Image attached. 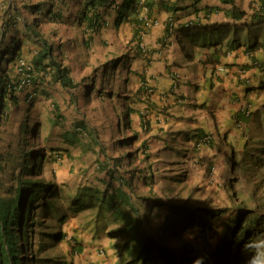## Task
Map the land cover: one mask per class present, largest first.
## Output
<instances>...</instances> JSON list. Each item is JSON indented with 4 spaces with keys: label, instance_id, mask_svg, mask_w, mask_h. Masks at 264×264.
<instances>
[{
    "label": "rangeland",
    "instance_id": "374dc122",
    "mask_svg": "<svg viewBox=\"0 0 264 264\" xmlns=\"http://www.w3.org/2000/svg\"><path fill=\"white\" fill-rule=\"evenodd\" d=\"M5 1L0 0V14L5 7ZM64 1V4L55 8L59 13L61 12L63 19L47 21L46 17H42L37 28L42 37L53 44V54L57 56V60L69 64L76 79L81 76L83 78L77 87L71 89V93L59 85L49 84L45 86V100L37 96L34 105L21 101L19 107L9 114L4 125L0 126V150L10 149L11 153H16L20 158L22 153H25L32 170L30 175L23 174L22 178L50 181L58 186L61 185V195L79 190L87 181L97 180L93 184L99 189L104 188L107 181L113 186L115 182L108 176V170L113 168V172L118 175L125 174L127 177L131 172H137V176L143 178L136 183L134 189L135 196L138 197L139 194L141 197L150 198V201L142 205L141 212H151L147 205L157 203L153 201L155 199L167 205L188 204L197 209L204 207L206 211L200 213L204 216H208V210L213 208L225 209L222 217L216 221L219 229L211 238L212 244L207 245L209 250L220 235L225 220H230L232 214L240 208L242 211L238 218V224L241 222L240 231L233 239L241 237L244 241L241 234L248 224V218L242 216L250 212V217L258 221L264 220V110L257 112L261 134L256 137L253 134L246 136L245 140L249 147L244 150L245 155L238 158L242 139L234 133V117L224 106L233 110L235 98H240L238 100L240 101L242 97L237 91H231L223 85L224 71H222L216 74V77L220 76L215 82L217 96L213 101L206 103L204 96L209 90H206L208 87L200 88L202 86L200 83L204 84V76L212 77V75L207 65L202 64L198 59L204 53L199 45L193 43L186 45L188 48L193 46L195 55L193 61H187L189 58L184 54L185 50L180 53L179 48L182 43H187L188 35H182L178 41L175 40L173 53L168 58L170 74L175 76V81L179 82L180 86L177 85L172 91L167 87L157 92L151 85L150 76L146 71V81L149 85L147 88L143 85L138 89L142 79L139 78V73L143 72V69L148 70L154 60L152 57H141L136 52L137 43L142 40L149 50H155L162 46L158 43L161 36L157 37L154 28H151V33L148 27L135 28L131 22H124L119 28L113 24L105 25L94 34V41L92 40L88 47H81L75 43L71 48L70 39L78 41L86 33L82 31L81 21L77 22L74 19L80 7L78 3L76 4L77 0ZM191 2L192 0H176V5L184 8L175 12L163 8L155 9L147 17L154 16L164 21L171 17L175 23L173 35L176 37L178 23L197 16L194 14L197 11H194L193 7L186 8ZM261 2L263 0H229L228 2L200 0L196 6L219 3L222 8L235 6L242 10L244 12L242 18L236 20L237 23L233 24L228 34L230 39L235 33V37L243 42L245 31H241L242 23L251 22V15L255 14V11H262ZM18 4H21V1ZM198 17L203 19L201 11ZM32 18V16L28 17L29 20ZM214 19H223V12H214L212 16L210 15L209 20ZM234 28L236 32L232 31ZM246 28L251 35L257 34L260 42L263 40L264 31L260 30V27L251 25ZM140 30L142 31L139 32ZM225 31L227 32L226 28ZM19 38L24 48L29 46L32 49L36 48L35 41L28 40L22 34ZM223 44L225 47L226 44ZM241 50L242 47L234 50L231 59L237 58L238 65L242 64L244 67L246 60ZM258 51V54H261V49ZM124 55L130 56L128 63H123L124 59L120 60ZM255 56L260 58V55ZM114 57H119V60L112 68L108 61ZM193 66L195 75L193 73L189 77L187 74L191 73L186 71ZM235 70L236 67L229 69L232 73ZM153 73L156 75V72ZM188 79L191 81H187ZM189 85H196L198 89L193 88L189 91ZM149 87L152 90H149ZM259 98H264V92H259ZM52 99L57 100L65 116H62L65 118L63 126L51 121L54 117L50 102ZM25 120L28 122L22 127ZM144 121L146 127L143 126ZM74 123L82 124L87 135L79 134L80 131L77 129L79 132H75L76 135L72 134L75 135L73 142L62 140L60 136L65 130L68 132L76 130L72 127ZM196 128L206 133L204 138L207 142L199 147L194 146V140L198 137L195 135ZM217 131H226L229 134L228 139L235 149L232 155L229 145L222 141L221 135H216ZM89 133L92 137L88 135ZM261 140L263 142H260ZM123 143H126L127 147H122ZM168 143H171V148L166 151L164 146ZM57 150H61L63 160L54 157ZM125 150L131 153V160L123 158ZM38 153L45 155L41 173H38L37 161L31 160ZM244 161L248 164L244 167L251 169H243ZM13 163L14 160L11 164ZM11 164L8 169L12 168ZM114 164L117 165L114 167ZM81 168L88 169V179L84 178L85 171H81ZM125 171L128 172L124 173ZM99 179H104L105 182ZM127 179L135 182L134 177ZM142 200L143 198L139 197L136 202ZM54 201L59 212L66 214L62 223L56 220L62 213L56 219L49 216L54 210L48 213L50 211L43 207L44 197L29 206L27 210L25 229L26 234L33 237L36 255L41 253V256L54 258L55 261L50 264H111L114 255H120L118 257L120 260L128 259L124 264H131L130 255L125 254L121 259L122 252L118 248H110L105 235L101 237L102 242L96 243L105 249L101 260L98 259L100 256L94 253L91 243L95 237L89 235L88 230L91 229L88 221L94 218L96 205L90 209L76 211L73 206L66 204L64 198L60 201L54 198ZM154 208L156 212L162 211L161 206L155 205ZM38 220H44L45 225L39 226ZM143 221L145 224L148 223L149 227L147 225L146 227L150 231L155 228L152 214L144 215ZM108 226L111 228L114 225L109 223ZM258 228L260 231L257 228L252 229L253 233L249 234L248 241L264 239V223ZM185 229L186 232L189 231L187 236L191 239L198 232L196 225L185 226ZM33 231L34 234H29ZM56 231L66 233L61 241L41 235V232ZM74 236L77 240H81L80 250L77 251L78 253L70 254V240ZM27 238L26 244L32 246ZM41 240H46L48 247L39 252L37 246ZM121 240L122 238L113 239L116 244ZM232 249L229 254V264H241L233 261L239 251L244 258L249 255L244 252L242 246L237 249L238 251L236 250L237 254L235 247Z\"/></svg>",
    "mask_w": 264,
    "mask_h": 264
},
{
    "label": "trees",
    "instance_id": "16d2710c",
    "mask_svg": "<svg viewBox=\"0 0 264 264\" xmlns=\"http://www.w3.org/2000/svg\"><path fill=\"white\" fill-rule=\"evenodd\" d=\"M19 1H21V4H18ZM64 3V0L5 1V7L2 14H0V126L4 125L9 114L13 109L19 107L21 101L28 104L33 103L34 105L37 96L45 100V86L56 84L71 93V89L77 87L81 82L83 76L76 79L73 76L71 66L57 60V56L53 54V44L48 43L37 28L39 22L42 21V17H46L47 21L63 19L60 15L61 12L59 13L55 8ZM77 3L80 7L74 19L77 22L81 21L82 31L86 35L81 36L78 41L70 39L71 48L75 43H78L81 47L91 45L94 34L105 23V13L108 7H115V26L120 27L124 22H131L135 28L141 26V18L138 14L142 7L146 9L149 15L155 9L163 8L175 12L179 8H184L176 6V0L172 4H168L163 0H77ZM261 3L262 11H255V14L251 15V22L242 23L245 25L244 27L250 25L261 26V30L264 31V0ZM204 8L208 11L219 10L218 6L204 5ZM227 13L234 18H240L244 12L231 10ZM29 16L33 18L29 20ZM233 24L235 22L229 24L225 21H202L199 18H193L186 23H178L175 35L177 39H180L182 35L188 34L186 44L195 43L201 48L208 49L203 61L214 65L220 62L221 56L241 43L239 38H232L231 36L225 42L226 48H216L218 45L222 46V42H218L217 38L221 39L223 37L218 35L214 39L208 33L222 28L221 36L227 38L225 28L227 29L228 25L233 27ZM244 30L247 36L245 37L246 41L242 43L246 45L247 49H256L258 45L264 44V40L263 42L258 41L257 34L248 35L250 34L249 30L247 28H244ZM165 32L169 33L170 30ZM20 34L28 40L35 41L37 43L36 48L32 49L30 46L24 48L23 42L19 38ZM184 52L189 60L194 58L192 51L188 48ZM112 67H115V65ZM70 97H72L71 94ZM50 102L54 110V117L51 118V121L56 125L63 126L62 123L65 120L63 117L65 116L57 104V100L52 99ZM27 122L28 120H25L22 127ZM72 127L76 130H70V132L65 130L62 134L66 140L73 142L75 132L79 131V134L87 135L82 124L76 125L74 123ZM197 134L203 135V132L200 130ZM88 135L92 137V134L89 133ZM122 145L125 146V143ZM13 153L10 149L9 151L0 150V264H50L51 259L48 256H41V253L36 255L33 247L35 246L33 237L28 238L32 246L26 244L25 241L28 235L24 227L29 206L41 197H44L43 207L50 211L48 213H51L52 210L55 211L54 214H49V216L56 217L58 209L54 205V198L61 196V188L50 181L23 179L22 175H30L32 168L28 164V159L25 158V153H22L21 158ZM37 155L31 160L37 161L36 165L39 171L44 156L40 153ZM122 156L131 160V153L128 151ZM13 160L15 163L11 164ZM9 164L13 165L11 169H8ZM116 165L114 164V167ZM247 165L243 162V167ZM243 169L250 168L244 167ZM108 171L113 172V168ZM109 172L108 176L115 182L113 187L110 182H107L110 189L100 190L98 187L88 186L79 192H70L64 197L66 204L73 206L76 211L85 208L90 209L93 205H96L92 236L96 238L101 233H111L114 238H122L120 243L115 244V247L121 245L118 248L122 252L121 259L125 254H128L131 258V264H194V261L198 259L201 260V264H228L227 258L231 253L232 246H235L236 249L243 246L244 242L248 240L249 234L253 233L252 229L257 228L260 231L258 227L264 223V220L258 221L256 218L250 217V212H246L245 218H248V224L243 228L241 234L245 240L241 241V237H239L232 242L233 238L239 233L241 226V222L238 224V218L242 211L238 208L232 214L230 220H225L220 235L209 250L207 245L212 244L211 238L215 235V231L219 229V224L216 221L222 217L226 210H218L216 214L212 209L209 211L208 216H200V213H204L206 208L197 209L188 204H170L166 212L155 214V220L159 225L151 232L146 229L143 216L151 215L152 212H141V204L136 203L141 196L138 194V198H135L137 196L134 194L136 183L142 177L137 176V172H131L127 177H134L135 182H130L125 174L122 176V174L118 175L116 172ZM144 181L147 182V179L144 178ZM153 201L157 202L158 205L163 203L159 199ZM56 220L64 221L65 214H62ZM179 220H181L183 226H198V232H196L193 241H183L180 245L166 244L167 239L179 236V232L175 228ZM37 223L39 226L45 225L44 220H38ZM109 223L113 224L114 228H108ZM65 234L61 231L41 232V235H45L46 238L58 241H61ZM75 238L74 236L72 240L76 243ZM37 247L38 251L41 252L48 247V242L41 240ZM69 248L70 254L76 251L74 245ZM238 257L240 261H245L241 255H238ZM127 261L128 259L119 260L116 264H124Z\"/></svg>",
    "mask_w": 264,
    "mask_h": 264
},
{
    "label": "clouds",
    "instance_id": "9594fccd",
    "mask_svg": "<svg viewBox=\"0 0 264 264\" xmlns=\"http://www.w3.org/2000/svg\"><path fill=\"white\" fill-rule=\"evenodd\" d=\"M163 1L168 3V4H172L174 2V0L173 1L172 0H167V1L163 0ZM199 1L200 0H192V2L190 4H192V3H194V4L190 5V6L187 5V7H189V8L193 7L194 11H197V12H194V14H197V16L195 18L201 19L200 17H198V13L201 11L202 12V16H203V19H201L202 21H209L210 15L212 16L214 14V12H219V11L223 12V19H214V20H211V21H213V22H215V21H225V22H228L229 24H231V23H234V22L237 23L236 20L242 18V16L240 18H234L232 15L227 13V12H230L231 10L242 11V10L237 9L235 6H231V8H222L220 6L221 4H219V3L218 4H202L201 7L200 6H196V4ZM223 1L228 2L229 0H223ZM204 5H206V6H218L219 10L218 11H208V10H206L204 8ZM198 7H200V8H198ZM110 9L114 10V16H115V7L114 6L113 7H108L107 11L105 13V23H104V25L101 28H103L105 25L108 26L109 24H113L114 25V16H113L112 22L109 21V19L107 18L109 16V10ZM166 11H168V10H166ZM141 12L143 14L140 15ZM144 12H145V14H144ZM138 16L141 18V27L142 28L143 27L150 28L149 32H151V33H152V29L151 28H154V30L156 31L155 33L157 34V37L158 36H161V37L164 36L165 33H166L165 31L166 30H170L169 33H166L164 38L161 39V37H160L158 39V43L162 44V46L160 48H158V49L149 50V48L146 45V43L142 42V40H140L137 43L136 52H138V54L141 57H144V58L152 57L153 60H154V61L151 62V65L147 68L148 70L143 69V72L139 73V78L140 79L142 78V79L140 80V84L138 86V89L143 87V85H145L144 88H147V85H149L147 83V81H146L147 80L146 71H147L148 75L150 76L149 81H151V85L154 87V90L159 92V90H163V89L168 87V90L172 91L177 85L180 86L179 82L176 83L175 76L174 75L171 76L172 74H170V66H169V59H168L173 53V47L175 46V44H174L175 40H177V41L179 40V39H177V37H175L173 35V27H174L175 23L173 22V19L171 17L167 18V20H165V21H164V19H159V18L154 17V16H151L152 18H148L147 16H149V14H147L146 9L144 7L141 8ZM188 21H190V19H187V20H185L182 23H186ZM131 24H133V23H131ZM244 26L245 25L243 24V29H241V31H245L244 28H246L247 26L246 27H244ZM254 26H256V25H254ZM115 27L119 28L117 26H115ZM258 27H261V26H258ZM230 28H233V27H230L228 25L227 26V38H224V36H221V33L223 31L222 28H218L217 30L212 31L211 33H208L209 35L213 36L214 39H216V37H218V35L220 37H223L221 39L217 38L218 42H222V46L218 45V46H216V48L217 47H221L222 49L226 48V46L225 47L223 46L224 45L223 43L227 42V40L229 39L228 32H229ZM260 30H261V28H260ZM141 31L142 30H140L139 32H141ZM230 31H231V29H230ZM233 31L236 32L235 28H234ZM185 35H188V34H185ZM248 35H251V34H248ZM140 36L142 37V34H140ZM246 36H247V34L245 33L243 42L246 41V39H245ZM232 38H235V33L232 34ZM263 40H264V38H263ZM263 40L261 42H263ZM93 41H94V39H93ZM258 41L260 42V40H258ZM239 42L241 43L240 45H238L236 48L231 49L225 55L221 56L220 62L216 63L214 65H212L211 63H204V61H203L204 56L207 54V50H208L206 48H201L200 47V49H202V53L203 52L204 53L198 58L199 61L202 64L207 65V68L209 69V72L212 75V77H208V75L204 76L203 83L205 85L200 83L202 85V86H200V88L208 87L206 90H209L205 94L206 97L204 96L206 103L213 101L216 98V96H217V90H216L215 82L220 77V76L216 77L217 73L219 74L220 72L224 71L223 72L224 80L222 81V83L229 90H231L230 89V83L233 86V80H236L237 83L241 85V87H239L240 88L239 90L234 89V88H232L233 90H231V91H237L239 93V95L242 97V99L240 101H238L240 98H238V97L235 98V101H236V102H234L235 109L230 110V109H228V107L224 106L225 109L229 110L231 112V114L233 115V117H234V133H237L239 138L242 139V144H241V148H240L241 151L238 153V158L241 157V156H244L245 155L244 150L247 147H249V144L245 140L246 136H251V134H253L256 137V136L259 135L260 129H259V124L257 122V119H258V115H257L258 113L257 112L264 110V98L263 99L259 98V92H261V91L264 92V60H263L264 59V44L258 45L256 49H247L246 45L244 43H242L240 41V39H239ZM182 44L183 45H181V47L179 48V49H181L180 53L182 51H184L186 48H188L186 46L187 45L186 43H182ZM193 44H195V43H193ZM195 45H197V44H195ZM192 47L193 46H189L188 49L190 51H192V54L195 57L194 51L192 50ZM241 47H242L241 53L243 54V56H244V58L246 60V62L244 64L245 65L244 67H242V64L238 65V63H237L238 60H236L237 58L231 59V56L234 55L233 51L237 50L238 48H241ZM211 48H213V46H211ZM197 49H199V46H197ZM258 49H261V51H262L261 54L260 53L258 54V52H259ZM162 50H164V55L162 56L163 60L158 58V56L157 57L154 56L155 53H158L159 51H162ZM254 52H257V53H254ZM177 54H178V52H177ZM184 54H185V52H184ZM255 55H260V58H257ZM121 59H124L125 62H123V63H128L129 60H130V56L124 55V56H122V58H120V60ZM117 60H119V57L110 58L108 63L112 67L113 65H116ZM193 60H194V58L192 60H187V61H193ZM160 62H162V64H163V67H162L163 69H160L159 66H158V65H160ZM234 67H236L235 72L234 73L230 72L229 69H234ZM153 72H156V75ZM186 72L191 73V74H187L189 77H191L193 75V73L195 75L194 66H193V68L188 69ZM161 77H166L167 79H169V82L165 85V81L162 80L163 78H161ZM248 77H249V79H248ZM187 81H191V80L188 79ZM206 84H207V86H206ZM218 84H219V82H218ZM54 85H56V84H54ZM193 88L198 89V87L196 85H189L188 90L191 91ZM148 89L152 90L151 87H149ZM228 95H229V93H228ZM228 95H227V97H228ZM143 126L146 127V121L143 122ZM198 130L200 131L201 129L196 128L195 135L198 136V137L194 140V146H197V147H199L202 144L207 142V140H205V138H204L206 136V133H203V135H198L197 134V132H199ZM201 131L203 132V130H201ZM192 135H190L189 138H191ZM216 135H221L222 141L229 145L230 153L232 155L235 152V149H234V147L232 146L231 142L228 139V135L229 134L226 131H217ZM60 137L62 138V140H66L64 136H60ZM263 140H261L260 142H263ZM122 147H127V144L125 143V146L122 145ZM164 147H165L166 151L169 150L171 148V143L165 144ZM64 150H66V148ZM57 151L58 152H56L54 154V157L57 160H63L64 157H62L61 150H57ZM67 151H65V154L67 153ZM126 151H128V150H125L123 152V154L126 153ZM43 156H44V159H45V155H43ZM44 159L42 160V162L44 161ZM42 162H41V170L38 171V173H41V171H42ZM244 163H247V162L244 161ZM242 167H243V162H242ZM249 168L251 169V167H249ZM81 171H83V172L85 171L83 173L85 175L84 178L88 179V174H87L88 169L83 170V168H81ZM99 180L105 182L104 179H99ZM96 182H97V180H96ZM96 182H94V181L93 182H88L87 181L85 183V186H81L79 188V190L69 191L66 194H69L70 192H79V191L83 190L84 188H87L88 186H95L96 187V185L93 184V183H96ZM107 182H109V181H107ZM107 182H106L105 187L102 188V189H105V190L110 189L107 186ZM82 185H84V184H82ZM102 189H100V190H102ZM61 193H62V191H61ZM66 194L57 197L56 198L57 201H60L61 198L65 199L64 196ZM135 198H138V197H135ZM140 198H143V197H140ZM145 198H143L142 201L136 202V203H140L141 204V208H143V206H142L143 204H145L147 201H150L149 197L146 198V199ZM40 199H38V200H40ZM36 202H34V203H36ZM155 205H158V204L157 203H153V204L150 203V204L147 205L148 209H150L151 212H152V218L154 220H155V214L157 213L155 208H154ZM168 205H170V204H168ZM168 205L166 203H164V202L160 203L158 206H161L162 211L158 212V213H162L163 214V212H166L168 210ZM211 210H208L207 215L209 214V211H211ZM213 210L217 214L218 210H221V209L213 208ZM205 211H206V209H205ZM54 213H55V211L53 212V214ZM61 213L62 212H59V210H58V213H57L56 217L58 215H60ZM62 214H65V213H62ZM200 216H204V214H200ZM245 216H246V214L243 215L242 218H245ZM65 217H66V214H65ZM93 219L94 218H91L88 221L89 228L91 229V230H88V231H89V234L91 235V237H92V234H93L92 231H93L94 225H95V223L93 222ZM64 221H62V222H64ZM58 222H60V221H58ZM62 222H60V223H62ZM153 222H155V228L153 230H151V232H153L156 229V227L159 225L156 220L153 221ZM144 225L146 227V225L148 226V223L146 222V224L144 223ZM185 226L186 225L183 226L182 223H181V220H179V222L175 225V228H176L177 232H179V236L178 237L173 236V237H171V239L170 238L167 239L166 244H169V245H180L183 241H188V240L193 241L194 238L191 239V238H189L187 236L189 234V231L186 232ZM187 226L188 227H192L193 225L192 226L191 225H187ZM24 229H25V227H24ZM146 229H148V228L146 227ZM213 233H214V231L212 232V235H213ZM29 234H34V231L33 232H29ZM104 235L107 238V244L110 246V248L116 249L115 244L117 242H114L113 239H118V238H114V236L111 233H105V234L101 233L100 236L94 238V240L91 243L93 248H94L93 249L94 253L96 255L100 256V258H98L99 260H101L102 256L104 255L105 249L102 248L101 246L97 245L96 243L98 241H99V243L102 242V238L101 237L104 236ZM29 237H30V235H28V238ZM110 237H112V239ZM75 240H76V243L72 239L70 240V243H71V246H73V245L75 246L74 249L76 251H74V253H78L77 251L80 250V249H78V247H80L81 240H79V239L77 240V237L75 238ZM233 241H234V239L232 240V242ZM120 246H117V248H119ZM232 247H235V246H232ZM239 247L237 248L238 250H239ZM242 247H243L244 252L249 254V255L246 258H244V256H242V254H241V251H239L238 255H241L245 259V261H243V262L240 261L238 255L235 258H233V261H238V263H241V264H264V239H256V240H249V241L247 240V241L244 242ZM237 249L235 248V253L236 254H237V251H238ZM232 251H233V249L231 248V252ZM235 253H233V254H235ZM117 254H118V252H117ZM119 256L120 255H118V256L114 255V257L112 258V263L111 264H114V263L116 264L120 260L118 258ZM49 259H50V257H49ZM52 261H55L54 258L51 259V262ZM103 262H104V260H103ZM227 262L229 264V257L227 258ZM101 264H103V263H101ZM194 264H201V260L198 259V260L194 261Z\"/></svg>",
    "mask_w": 264,
    "mask_h": 264
},
{
    "label": "crops",
    "instance_id": "0c3cea01",
    "mask_svg": "<svg viewBox=\"0 0 264 264\" xmlns=\"http://www.w3.org/2000/svg\"><path fill=\"white\" fill-rule=\"evenodd\" d=\"M113 16H114V10H113V9H110V10H109V16L107 17V18L109 19V21L112 22ZM107 23H108V22H107ZM254 53H257V52H254ZM163 55H164V50L159 51L158 53H155V54H154L155 57L158 56V58H160L161 60H163V58H162ZM158 66H159L160 69H163V68H162V67H163L162 62H160V65H158ZM161 78H163V80L165 81V85L169 82V79H167L166 77H161ZM234 85H235V86H234ZM239 87H241V85L238 84L236 80H233V86H232V84L230 83V89H231V90H233L232 88L239 90V89H240Z\"/></svg>",
    "mask_w": 264,
    "mask_h": 264
}]
</instances>
